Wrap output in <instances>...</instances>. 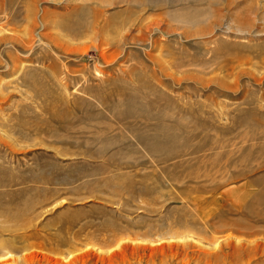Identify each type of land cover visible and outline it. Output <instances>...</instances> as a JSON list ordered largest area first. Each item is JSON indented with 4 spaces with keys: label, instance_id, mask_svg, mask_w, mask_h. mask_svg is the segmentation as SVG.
<instances>
[{
    "label": "rangeland",
    "instance_id": "obj_1",
    "mask_svg": "<svg viewBox=\"0 0 264 264\" xmlns=\"http://www.w3.org/2000/svg\"><path fill=\"white\" fill-rule=\"evenodd\" d=\"M0 264H264V0H0Z\"/></svg>",
    "mask_w": 264,
    "mask_h": 264
},
{
    "label": "bare ground",
    "instance_id": "obj_2",
    "mask_svg": "<svg viewBox=\"0 0 264 264\" xmlns=\"http://www.w3.org/2000/svg\"><path fill=\"white\" fill-rule=\"evenodd\" d=\"M63 35V34H62Z\"/></svg>",
    "mask_w": 264,
    "mask_h": 264
}]
</instances>
